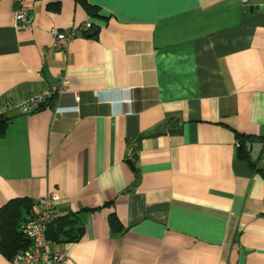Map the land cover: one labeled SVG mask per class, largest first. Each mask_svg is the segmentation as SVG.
<instances>
[{"label":"crops","instance_id":"obj_1","mask_svg":"<svg viewBox=\"0 0 264 264\" xmlns=\"http://www.w3.org/2000/svg\"><path fill=\"white\" fill-rule=\"evenodd\" d=\"M85 2L26 0L14 27L0 0V207L51 194L76 213L81 239L48 245L64 264H264L262 1Z\"/></svg>","mask_w":264,"mask_h":264},{"label":"built area","instance_id":"obj_2","mask_svg":"<svg viewBox=\"0 0 264 264\" xmlns=\"http://www.w3.org/2000/svg\"><path fill=\"white\" fill-rule=\"evenodd\" d=\"M249 0H241L242 4H247ZM264 4V0H261ZM15 9L12 12L14 27H24L28 23V7L26 0H14ZM89 28L88 26L86 29ZM83 29V31H86ZM55 38L54 46L60 51L66 50L69 43L75 36L74 28H68L62 32L53 31ZM62 88L50 87L42 93L20 101L14 105V109L23 115L30 114L39 110L47 102L61 94ZM77 99V98H76ZM240 145L237 143L236 147ZM249 149V143L245 145ZM55 196L47 195L40 198L34 205V217L25 221L20 231L23 236L29 240L30 246L23 252L15 255L10 264H64L66 261L65 253L56 252L48 249L51 244L46 240L45 232L48 225L56 218Z\"/></svg>","mask_w":264,"mask_h":264},{"label":"trees","instance_id":"obj_3","mask_svg":"<svg viewBox=\"0 0 264 264\" xmlns=\"http://www.w3.org/2000/svg\"><path fill=\"white\" fill-rule=\"evenodd\" d=\"M77 1L88 10H94L85 0ZM94 30H91V32H94ZM45 106H42L40 109L45 108ZM7 123L8 119L0 117V137L4 135ZM247 141H249V137H237V143L240 145L239 148H241V157L248 162L251 168L257 170L255 165L250 161L248 152L246 151L245 143ZM261 175L264 180V173H261ZM106 206L108 204L102 207ZM33 207L34 203L27 198L11 199L0 207V254L8 261L30 246L29 240L23 236L20 227L25 221L34 217ZM88 211L92 210H86L85 212ZM107 224L114 235H120L124 232L123 226L113 213L108 216ZM83 232V226L80 224L77 214L69 213L63 216H56L48 225L45 237L52 244L75 243L81 239Z\"/></svg>","mask_w":264,"mask_h":264},{"label":"water","instance_id":"obj_4","mask_svg":"<svg viewBox=\"0 0 264 264\" xmlns=\"http://www.w3.org/2000/svg\"><path fill=\"white\" fill-rule=\"evenodd\" d=\"M255 9L257 10V8H255ZM260 9H263V7H261ZM238 150H239V152H240L241 148H239ZM127 164H128V166H130V168H132V164H131L130 161H127Z\"/></svg>","mask_w":264,"mask_h":264}]
</instances>
